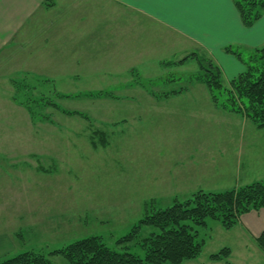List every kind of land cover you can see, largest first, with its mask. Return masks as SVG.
Wrapping results in <instances>:
<instances>
[{
    "label": "rangeland",
    "instance_id": "1",
    "mask_svg": "<svg viewBox=\"0 0 264 264\" xmlns=\"http://www.w3.org/2000/svg\"><path fill=\"white\" fill-rule=\"evenodd\" d=\"M167 40L160 48H172ZM232 47L248 57L246 46ZM127 48L102 60L110 64L90 63L84 70H56L55 59L49 68L36 69L29 53L0 52V233L12 242L11 254L0 261L30 250L47 254L92 236L143 258L139 244L153 228L141 229L128 245L117 241L147 211L185 199L174 195L178 190L219 193L264 180V130L214 105L197 81V62L150 69L157 54L150 52L137 64ZM174 48L164 57L176 55L180 49ZM38 53L47 61L52 57ZM77 55L67 49L57 57L72 65L70 58ZM99 55L92 61L100 62ZM134 65L146 70H131ZM179 89L196 100L166 102L147 95L160 98L156 95ZM98 92L103 95H85ZM224 101L219 95L217 103ZM198 231L204 241L200 255L181 264H209L208 257L223 248L230 250L231 264H264L256 236L226 231L213 220ZM49 259L68 264L60 255Z\"/></svg>",
    "mask_w": 264,
    "mask_h": 264
},
{
    "label": "crops",
    "instance_id": "2",
    "mask_svg": "<svg viewBox=\"0 0 264 264\" xmlns=\"http://www.w3.org/2000/svg\"><path fill=\"white\" fill-rule=\"evenodd\" d=\"M167 38L172 40V48H160V43L166 46ZM127 44L130 45L127 49L131 51L132 63L136 60L137 64H142V58L150 52L158 55L155 66L150 69L162 64L171 69L178 68L188 60L177 62L193 51L205 52L219 67L221 78L228 84L243 71V66L225 53L224 48L242 45L251 52L263 46L264 13L254 25L246 28L241 24L232 0H0V52L10 50L19 56L29 53V64L35 65L36 69L49 68L54 59L56 70L71 67L84 70L90 63H94L93 68L104 67L110 62L102 60L107 59L108 54L125 52L123 46ZM45 45L49 48L47 52ZM174 47L180 49L176 55L164 57L163 53L174 50ZM67 49L71 54H78L70 58L72 65L67 64L69 59L57 57ZM39 51L50 53L52 57L47 61ZM94 54H100V62L92 61ZM113 63H118L117 56ZM138 69L146 70V66L134 65L131 70L140 72ZM111 77L116 78V73ZM147 95L151 96L150 99L166 102L196 100V95L183 91L168 96L157 94L162 96L160 98ZM147 95L145 97H149ZM173 111L174 114L177 112ZM238 117L242 121L245 119ZM253 129L257 128L253 125ZM235 173L238 175V171ZM194 190L185 193L180 189L174 195L188 197L198 190L204 191L201 187ZM234 228L257 239L264 233V213H246ZM8 237L6 233H0V258L11 254L12 242Z\"/></svg>",
    "mask_w": 264,
    "mask_h": 264
},
{
    "label": "trees",
    "instance_id": "3",
    "mask_svg": "<svg viewBox=\"0 0 264 264\" xmlns=\"http://www.w3.org/2000/svg\"><path fill=\"white\" fill-rule=\"evenodd\" d=\"M232 2L241 24L246 28L254 25L264 13V0ZM224 52L243 66V71L229 82L227 88L221 84L219 67L209 58L191 54L177 64L187 60L197 62L201 72L197 81L207 88L214 105L244 117L259 130L264 129V45L249 52L248 57L232 47L224 48ZM179 92H182L181 89L163 95ZM85 95L97 97L103 93ZM219 95L225 98L221 105L217 103ZM43 104L49 105L46 102ZM100 143L104 144L105 140ZM252 211L264 213V180L219 193L198 190L183 200H174L166 208L147 211L139 223L117 241L118 245H128L136 240L141 229L153 228L154 231L141 239L139 244L144 252L143 258L110 249L100 237L92 236L47 254L32 250L18 253L2 259L0 264H52L49 258L55 255H60L68 264H181L200 255L204 241L199 239L198 229L205 228L208 220L218 222L229 231L242 215ZM256 241L264 250V233ZM229 257L230 250L223 248L210 255L208 261L229 264Z\"/></svg>",
    "mask_w": 264,
    "mask_h": 264
}]
</instances>
